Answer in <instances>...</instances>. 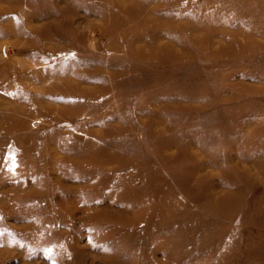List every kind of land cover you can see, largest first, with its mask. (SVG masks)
<instances>
[{
    "label": "rangeland",
    "instance_id": "obj_1",
    "mask_svg": "<svg viewBox=\"0 0 264 264\" xmlns=\"http://www.w3.org/2000/svg\"><path fill=\"white\" fill-rule=\"evenodd\" d=\"M0 264H264V0H0Z\"/></svg>",
    "mask_w": 264,
    "mask_h": 264
}]
</instances>
